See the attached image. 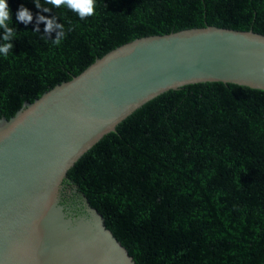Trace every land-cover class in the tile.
<instances>
[{"label": "trees", "instance_id": "obj_1", "mask_svg": "<svg viewBox=\"0 0 264 264\" xmlns=\"http://www.w3.org/2000/svg\"><path fill=\"white\" fill-rule=\"evenodd\" d=\"M38 2L52 10L8 0L15 34L0 53V119L139 38L207 26L264 35V0H95L84 19ZM21 6L31 23L17 19ZM39 15L62 29L46 33ZM64 185L137 264H264V91L219 82L170 91L90 150Z\"/></svg>", "mask_w": 264, "mask_h": 264}, {"label": "water", "instance_id": "obj_2", "mask_svg": "<svg viewBox=\"0 0 264 264\" xmlns=\"http://www.w3.org/2000/svg\"><path fill=\"white\" fill-rule=\"evenodd\" d=\"M218 82L264 91V35L207 26L139 38L1 118L0 264H137L88 199L65 191L68 173L149 102Z\"/></svg>", "mask_w": 264, "mask_h": 264}, {"label": "clouds", "instance_id": "obj_3", "mask_svg": "<svg viewBox=\"0 0 264 264\" xmlns=\"http://www.w3.org/2000/svg\"><path fill=\"white\" fill-rule=\"evenodd\" d=\"M47 4L53 5L54 7H61L66 5L69 9L76 12L81 19L92 16L95 14V0H45ZM35 6L38 9H42L43 12H50L52 9L43 7L38 0H34ZM17 19L24 23H31L33 20L32 13L27 9L21 6L17 12ZM12 20L11 10L9 8L8 0H0V28L3 29V40L5 43L0 46V53L7 57L9 50L13 48V44L9 41L14 36V28L9 27V21ZM45 22L46 33H51L53 28L62 29L63 25L56 23V18L49 19L44 15H39L37 19V24ZM36 30L39 31V28ZM62 32H58L57 37L53 40V43L59 45L61 42Z\"/></svg>", "mask_w": 264, "mask_h": 264}, {"label": "flooded vegetation", "instance_id": "obj_4", "mask_svg": "<svg viewBox=\"0 0 264 264\" xmlns=\"http://www.w3.org/2000/svg\"><path fill=\"white\" fill-rule=\"evenodd\" d=\"M66 188V187H65ZM66 191V190H65ZM76 214H78V213H76Z\"/></svg>", "mask_w": 264, "mask_h": 264}]
</instances>
